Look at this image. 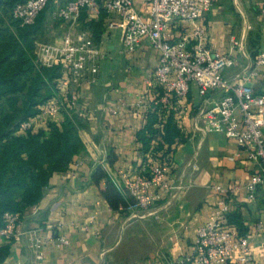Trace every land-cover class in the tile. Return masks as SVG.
<instances>
[{
  "label": "crops",
  "instance_id": "1",
  "mask_svg": "<svg viewBox=\"0 0 264 264\" xmlns=\"http://www.w3.org/2000/svg\"><path fill=\"white\" fill-rule=\"evenodd\" d=\"M263 6L264 0H217L203 19L212 51L228 54L232 40L244 42L246 55H238L239 66L225 71L224 78L228 81L264 51V18L258 16ZM254 26L257 31L252 32ZM60 29L59 38L64 33L63 28ZM181 33L182 29L178 31ZM251 38H255L256 43L253 44ZM97 44L104 55L98 83L86 84L79 90L78 115L87 123L81 132L86 151L74 159L66 172L51 178L36 206L37 215L34 207L22 214L21 228L41 229L48 239L64 235L70 240V244L62 248L48 241L44 248L45 260L41 264H109L107 247L112 244L113 235L118 233L119 223L128 217L110 209L92 181L93 172L96 166L102 165L123 188L119 179L121 172L137 173L149 160L153 164L160 162L150 154H144L138 140L139 132L148 124L147 115L155 100L147 82L159 65V52L145 41L129 58L123 52L119 29L110 30V34L103 35ZM253 85L263 92L264 78ZM219 99L220 95L215 93L201 98L193 86L188 99L175 104L184 141L167 164L171 168L170 183L181 189L165 193L152 210L145 212L149 218L162 221L158 227L164 231L162 247L166 249L165 258L167 256L165 260L152 258L146 264H178L191 255L197 230L219 211L222 199L229 208L227 224L240 235L241 225L250 238V264H264V228L256 231L257 225L264 223V188L258 189L253 201L248 200L244 188L237 194L229 191L221 194L214 189L220 186L229 190L235 185H243L258 167L235 140L194 129L199 109ZM117 107L116 115L109 111V108ZM63 119V115L57 117V120ZM110 155L114 159L113 165L108 163ZM9 246V255L1 264H38L25 243ZM237 257L235 254L229 263L241 264Z\"/></svg>",
  "mask_w": 264,
  "mask_h": 264
},
{
  "label": "built area",
  "instance_id": "2",
  "mask_svg": "<svg viewBox=\"0 0 264 264\" xmlns=\"http://www.w3.org/2000/svg\"><path fill=\"white\" fill-rule=\"evenodd\" d=\"M217 0H27L17 4L13 18L21 27L32 26L40 14L52 6L50 17L60 22L62 36L51 43L37 42V62L44 67H59L55 98L45 104L33 118L21 123L19 131L27 132L38 124H47L59 115L79 113V90L86 84L98 83V74L104 55L89 29H82L105 15L109 30L121 31L124 54L131 58L147 41L159 52V65L150 75L148 86L155 94V103L164 111L173 108V102L187 100L193 86L201 98L210 93L220 99L208 107H201L195 117L194 129L204 134H221L235 140L248 159L256 164L257 172L243 185L229 190L220 186L216 192L237 194L242 188L253 201L259 188H264V91L259 92L254 82L264 78V51L247 64L233 80L224 78L228 69L239 66L238 55L245 56L243 40H232L228 54L209 48V37L203 19L212 11ZM137 2L144 6L139 11ZM264 17V8L261 9ZM183 33L178 34L179 30ZM209 104V102H208ZM152 110V109H151ZM116 115L117 108H109ZM234 160V158H231ZM170 165L143 164L137 173L121 172L120 185L135 200L124 214L136 217L152 209L167 192L181 187L170 183ZM219 211L197 230L191 255L178 264H227L235 254L237 262L250 264L252 254L249 236H241L227 224L229 213L225 199ZM35 214L38 208L34 207ZM22 214L5 215V227L0 229V247L8 243H25L41 264L45 260V245L51 241L57 248L70 244L64 235L48 239L41 229L21 228ZM146 215H143L145 217ZM260 222L256 231L260 232Z\"/></svg>",
  "mask_w": 264,
  "mask_h": 264
},
{
  "label": "trees",
  "instance_id": "3",
  "mask_svg": "<svg viewBox=\"0 0 264 264\" xmlns=\"http://www.w3.org/2000/svg\"><path fill=\"white\" fill-rule=\"evenodd\" d=\"M26 1L0 0V229L5 227L6 214H24L37 206L51 178L66 172L74 159L86 151L81 132L87 123L78 114H64L63 120L56 118L27 132L19 131L22 122L35 117L55 98L57 80L61 77L59 67L41 66L35 54L36 43L46 41L52 6L40 14L34 25L21 27L12 12L17 4ZM104 19L102 15L100 24ZM95 23L83 27L92 32L98 43L101 32L96 30ZM155 101L147 115L148 124L139 132L138 140L144 154L168 163L184 141L175 114L177 100L169 112ZM108 163L114 164L111 155ZM92 181L110 209L127 217L123 210L135 200L102 165L96 166ZM239 228L241 235H245L246 230L241 225ZM9 244L0 247V264L9 255Z\"/></svg>",
  "mask_w": 264,
  "mask_h": 264
},
{
  "label": "rangeland",
  "instance_id": "4",
  "mask_svg": "<svg viewBox=\"0 0 264 264\" xmlns=\"http://www.w3.org/2000/svg\"><path fill=\"white\" fill-rule=\"evenodd\" d=\"M137 8L139 11H143L144 6L137 2ZM261 7L258 16H262ZM101 17V16H100ZM100 17L95 21L97 23L95 28L98 32H101V38L103 35H109L110 30L105 26L103 21L100 24ZM263 17V16H262ZM264 18V17H263ZM48 31L45 35V43H51L59 39L61 34L60 22L52 19H47ZM86 26L85 24L82 25ZM255 32V26L251 29ZM254 44L255 38L250 39ZM44 42V41H43ZM100 42V41H99ZM255 57V56H254ZM225 74V73H224ZM152 210V209H150ZM145 212H141L139 216L131 217L127 216L119 223L118 233L114 236L112 244L107 247L110 250L108 254L109 264H146L147 261L153 259H167L165 258V250L163 245L164 231L160 230L158 224L162 222L160 219L154 217H148ZM112 236V238H113ZM110 238V236H109Z\"/></svg>",
  "mask_w": 264,
  "mask_h": 264
}]
</instances>
